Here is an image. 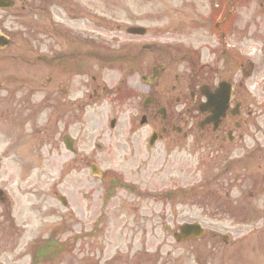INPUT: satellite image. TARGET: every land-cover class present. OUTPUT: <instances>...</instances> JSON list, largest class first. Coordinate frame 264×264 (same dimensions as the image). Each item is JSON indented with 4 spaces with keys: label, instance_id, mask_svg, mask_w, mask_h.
Wrapping results in <instances>:
<instances>
[{
    "label": "flooded vegetation",
    "instance_id": "flooded-vegetation-1",
    "mask_svg": "<svg viewBox=\"0 0 264 264\" xmlns=\"http://www.w3.org/2000/svg\"><path fill=\"white\" fill-rule=\"evenodd\" d=\"M229 1L219 0L220 13L214 23L219 31L220 53L213 52L212 55L216 57L218 66L209 68L205 73L200 69L196 71L194 66L187 79L180 81L176 47L170 41L146 46L140 44L138 52L129 44L121 51V58L144 65L146 75L142 78L144 95L136 98L134 106L139 114L146 118V123L140 124L149 128V138L139 143L137 138H132V132L131 138L128 139L132 143L126 142L132 145L128 149L130 153L140 154L143 149L154 150L158 144L163 145L167 153L184 146H187L189 151L200 142L198 138H194L196 128L203 141H206L204 145L208 152L219 154L229 153L234 147L236 150L242 149L244 135L241 131L250 124L255 127V105L258 97L264 96V36H259L264 34V15H258L260 0H245L244 3L242 0H236L232 2L231 7L242 8L245 16L242 13L241 16L233 14L230 17L229 14L233 10L226 11ZM25 8L23 2L22 9ZM28 9L32 14L29 21L31 27L28 50L37 60L32 57L0 58V62L9 61L10 66L4 68L0 64V122L5 106L6 111H11L13 119L18 120L22 128L34 125L36 112L31 97L36 92V87L42 86L45 109L49 111L45 125V130L48 131L46 139L53 144L55 137L56 140L63 141L69 129L81 127L84 97L92 100L107 89L106 86L102 87L96 83V77H92L91 81L87 76L84 79L85 72L87 75L91 73L88 65H92L95 57L99 55V41L93 34L94 30L88 31L84 36L83 31L73 30L74 27L67 24V18L75 23L84 17L75 0H44L36 5L30 4ZM41 17H44V21H41ZM86 17L92 20L94 18L93 14L87 13ZM213 18L211 15L207 20L210 33L216 32L212 27ZM155 33L162 36L158 31ZM150 39L157 38L152 36ZM231 39H235L233 44L230 43ZM259 43L261 45H258ZM41 45L44 46V53L41 52ZM187 56L193 59L192 53H186L182 58ZM39 61L43 62L46 71L44 83L39 78ZM4 72H7L5 79ZM127 77L130 79L131 75L128 74ZM195 78L202 79L201 84L206 86L204 92L213 96L210 100L211 106H207V113L204 115L200 112L199 105L207 101V96L202 95L201 86L198 88V83L193 81ZM223 81L230 83L234 91L226 116L220 119L219 124H215L212 122L213 112L210 110L217 100V86ZM20 86L31 88L23 89ZM116 90L119 91L115 93L116 102L119 104L129 101L126 105L131 107L132 91L126 86H117ZM113 92L115 90L111 91ZM203 120L206 122L201 127ZM22 157L26 159L29 156ZM1 197L3 200L0 202V222L12 229L15 227L12 204L6 193ZM132 205L134 220L146 221V216L142 215L146 205L143 202H134ZM19 245V235L8 233L5 240L0 242V264H20L21 257L27 256V250L20 251Z\"/></svg>",
    "mask_w": 264,
    "mask_h": 264
},
{
    "label": "rangeland",
    "instance_id": "rangeland-1",
    "mask_svg": "<svg viewBox=\"0 0 264 264\" xmlns=\"http://www.w3.org/2000/svg\"><path fill=\"white\" fill-rule=\"evenodd\" d=\"M82 1L85 7L91 8L94 0ZM129 1L132 4V12L125 13V7ZM187 1L148 0L143 3V0H98L97 11L99 22H101L100 25L106 26L107 24L112 26L116 25L117 22L135 21V19L140 18L143 11L151 14L153 7H162V10L166 8L170 13H172L173 9H186L181 4L182 2L186 4ZM176 5L182 8H175ZM186 10L193 12L190 9ZM198 11L199 9H196V12ZM103 19L105 20L103 21ZM178 20L176 19L175 21ZM86 24L83 22V26ZM0 27L6 31L16 32L14 30L22 26L16 23L13 11H0ZM202 35L204 34L196 32L195 36L190 37L191 42H194L196 46L201 45L200 43L204 40ZM16 41H19V39ZM12 48L16 49L14 46ZM201 52L202 60L205 61V50L201 49ZM119 73L118 71L111 72L108 74L107 80L113 85V83L118 81ZM130 83H136L135 86L139 88L137 81L130 80ZM84 100L86 101L87 98H84ZM85 110L87 114L84 119V126L79 136H77L80 152L84 153V157L90 154L93 158L92 161H95L93 163H96L101 171L115 172L121 175L123 179L125 178V180H127V175L129 179L130 175L127 173L134 171L139 159L126 160L129 155L124 150H117L116 140L126 135L128 125H131L129 122L130 114L121 116L116 130L110 129V123L112 116H119L120 113H129L131 110L121 108V111L117 112L116 105L113 102H108V100H104L96 106H87ZM134 121L136 123L135 126H138L137 120ZM260 123L264 126V118L261 119ZM32 131V129H29L30 134H32ZM34 132H36V129H34ZM41 134L36 132V136H40ZM254 135L257 138H263L264 129L260 132H254V134L252 132L250 136L255 138ZM12 144H15L12 132H7L0 128V185L5 188L14 201V216L17 224L20 226V234H23L21 244L33 242V239L37 236L49 233L50 231L54 232L52 229L57 228L63 223H65L66 227L63 233H61L60 238L67 239V241H72L71 239H73L74 235L92 233L97 228L99 234H103V242L109 244L112 241V245L105 253L107 257L116 253L118 248L115 245H121L120 243H123V240L124 244L127 245L134 232H137V238L142 233L147 236L149 235L148 238H151V244L153 245L152 249H150L152 253L155 252V249L158 250L161 239L165 240L167 232L164 227H158L156 236L152 237L151 225L153 222L148 221L145 226L141 227L135 226L133 222H126L124 224L122 219H117L115 211L111 209L107 210V220L104 221L101 216L97 227L94 226L93 221L96 219V215L101 214V201H99V204H96L94 200L97 195L93 192L94 188L97 189V185L101 189L104 183L102 184L97 177H92L90 162H86V158L83 163L81 161L82 172L77 173L80 169L79 163L75 162L69 152H66L62 148L57 151L55 147L47 145L38 147L36 141L31 147L33 148L31 153L34 154L35 160L29 163V170L25 171L26 167L24 169L23 163L14 156L16 152H12ZM97 144L101 145L102 148L97 149ZM50 150H52V154ZM108 151H110L109 155L107 154ZM182 157L184 160L189 158L188 156ZM253 157L245 156L244 162L239 165L240 168L237 167L235 169L237 181L240 182L236 189H233L231 193L229 192V199L232 202L241 201L242 205L246 207L245 214L241 217L234 220L232 215L224 214L222 206L218 208H216L217 206H213V208L209 207L208 205L212 200V196H214V194H211L212 191H207L205 196L196 192L195 195L179 197L172 204H169L164 198L160 200L155 195L157 199L148 198L147 200L149 206L147 215L153 216L154 214H158L159 218H162L164 221H172L174 218L175 226L184 222L198 221L202 223L204 227L211 231V237L205 238L206 241L202 242V245H208L204 250L205 252L199 256L214 254V256L209 258L212 259L211 263L214 261L212 264H221V259L225 257L231 258L228 260V263L237 264L236 257L239 255V243L241 242L239 237L241 235H248L244 239L250 241L246 243V250L250 252L249 257L244 258L243 261L247 259L246 262L249 264H264V188L262 186V179L264 178V154L260 152L256 156L253 155ZM160 158H162L161 154L148 163L150 170H146V182L147 189L149 190L152 185H154L153 190L158 191L172 187L171 182L165 183L158 180V185L153 183L157 180V176L155 177L151 172L158 170L156 168L159 167ZM195 158L193 159L194 162L197 161ZM180 159V155H177L176 161L178 162ZM195 167L197 168L195 174H191L190 172L183 174V181L186 185L192 184L195 178L197 180L201 178V173L198 171V162H196ZM132 180H140L141 182L140 177L133 178ZM52 191H57L69 200L67 208L56 199ZM119 192L126 194L124 190H119ZM226 192V190L220 189L218 200L227 201ZM50 207H53L55 212L48 213L47 211ZM244 217L259 219L253 227L259 229L258 239L255 244H253V235L257 231H250L252 227L246 224L247 222L244 220ZM142 228L145 229L143 232L141 231ZM55 232L59 233L58 231ZM214 234H218L219 237L214 238ZM225 235L229 236L228 243H225L222 239ZM72 243L74 244V250L63 259L62 264H87V261L94 256L92 254V240L84 238L79 241H72ZM139 248V245L134 248L131 256ZM169 249H171L169 246L163 247L162 253L164 256ZM199 249H203V247L199 246ZM181 253L182 251L178 249V251L173 253V256L179 257Z\"/></svg>",
    "mask_w": 264,
    "mask_h": 264
},
{
    "label": "water",
    "instance_id": "water-1",
    "mask_svg": "<svg viewBox=\"0 0 264 264\" xmlns=\"http://www.w3.org/2000/svg\"><path fill=\"white\" fill-rule=\"evenodd\" d=\"M3 41L7 42L6 39H3ZM182 230H183V232H185V233L188 234V233H191V232L194 231V230L198 231L199 229H197L196 226H194V225H186L185 227L182 228ZM199 233H200V234L203 233V232L201 231V229H200Z\"/></svg>",
    "mask_w": 264,
    "mask_h": 264
}]
</instances>
